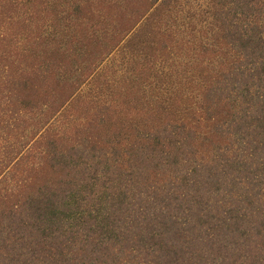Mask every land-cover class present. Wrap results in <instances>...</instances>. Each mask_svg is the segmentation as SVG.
<instances>
[{"label":"trees","instance_id":"trees-1","mask_svg":"<svg viewBox=\"0 0 264 264\" xmlns=\"http://www.w3.org/2000/svg\"><path fill=\"white\" fill-rule=\"evenodd\" d=\"M113 1L0 0V200L23 186L11 193L1 187L8 169L42 152L43 142L49 145L43 157L70 168L54 187L9 206L0 264H264V0H214L222 6L220 40L233 63L205 93L208 101L231 99L232 107L212 116L200 105L194 116L216 139L194 144L183 123L155 130L131 144L138 159L127 161L129 170L98 149L100 139L58 149L48 133L159 0H139L141 9L132 6L123 26L102 33L104 48L73 66L77 76L56 79L64 51L90 52L81 36L89 38V28L102 31L99 20L112 24ZM114 10L122 17L131 12ZM67 39L75 43L62 48ZM43 84L60 97L35 116L29 136L18 135L16 149L11 135L37 106Z\"/></svg>","mask_w":264,"mask_h":264},{"label":"rangeland","instance_id":"rangeland-1","mask_svg":"<svg viewBox=\"0 0 264 264\" xmlns=\"http://www.w3.org/2000/svg\"><path fill=\"white\" fill-rule=\"evenodd\" d=\"M167 1L164 3L159 0L151 6L123 44L105 60L95 77L76 91L77 95L74 102L70 103L72 105L69 104L71 107L67 109L68 112L63 110L65 113L59 123L48 130L56 148L83 144L91 146L100 139L101 142L96 145L98 149L108 153L110 160L121 161L129 170L127 161L138 159L131 144L155 130L164 131V128H173V124L183 123L189 128L190 134L194 133V144L202 140L208 144L213 138L216 139L208 123L198 122L194 112L199 111L200 105L204 110L209 106L214 116L224 114L232 107L231 99L222 101L221 98L213 97L208 101L206 98V90L215 84L217 75L228 71L233 63L232 52L220 40L221 27L216 14L222 6L214 0ZM142 3L139 0L113 1L111 14L107 15L111 25L98 19L96 6L93 14L103 30L98 32L100 29L89 28V38L81 36L82 44L87 45L90 52L76 48L64 51L67 59L63 61L65 55L61 60L59 58L57 64L60 72L55 78L62 82L72 74L77 76L79 68L73 66L79 61V64L83 63V59L94 56L104 48L106 39L102 33L109 34L115 30L114 27L123 26L126 18L134 15L132 6L141 9ZM65 7L70 9L69 6ZM114 8L118 12L130 8L131 12L122 17L113 11ZM89 10L91 7L86 12ZM51 11L48 8L43 15ZM65 22L70 25L68 20ZM74 43L67 39L61 47L68 48ZM79 52H84V55L76 56ZM61 63L65 68L60 66ZM42 90L45 91L42 98H35L33 102L37 106H32L34 110L28 113L24 125L11 135V144L16 142L13 146L16 149L19 146L16 141L18 135L29 136L33 131L31 123L36 121L35 116L54 106L60 97L59 93L50 94L47 84H43ZM44 133L48 134L47 131ZM149 144L148 147H157L152 141ZM48 146L43 142L40 145L42 152L44 149L47 151ZM42 152H32L29 157L20 159V164L11 166L8 171L5 168L7 181L1 182V187L7 186L8 193H11L23 186L14 191L19 194L5 201L0 200V243L5 236V231H1L7 221L5 212L12 202L25 194L33 195L44 185L54 187L53 181L70 173L68 166L62 165L61 168L60 163L56 166L49 157H43ZM159 153L157 151L156 158L152 159L154 165L159 162ZM18 156L19 153L15 158ZM140 166L145 167L142 164Z\"/></svg>","mask_w":264,"mask_h":264}]
</instances>
